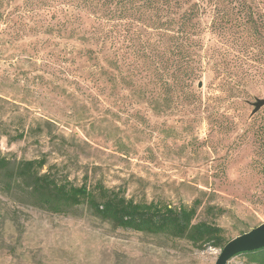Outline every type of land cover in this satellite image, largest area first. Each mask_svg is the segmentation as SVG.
<instances>
[{
  "label": "rangeland",
  "instance_id": "374dc122",
  "mask_svg": "<svg viewBox=\"0 0 264 264\" xmlns=\"http://www.w3.org/2000/svg\"><path fill=\"white\" fill-rule=\"evenodd\" d=\"M26 1L0 0L6 158L44 157L45 170L56 165L75 185L101 180L135 200L180 206L199 199L197 221L221 226L228 240L263 224L264 106L253 114L251 103L264 99V66L227 91L202 52L195 84L164 91L156 77L181 65L160 32L66 1ZM254 6L264 13V0ZM21 132V140L10 139ZM209 205L225 214L210 218ZM220 252L125 231L85 208L51 214L3 191L0 180V264H216Z\"/></svg>",
  "mask_w": 264,
  "mask_h": 264
},
{
  "label": "trees",
  "instance_id": "16d2710c",
  "mask_svg": "<svg viewBox=\"0 0 264 264\" xmlns=\"http://www.w3.org/2000/svg\"><path fill=\"white\" fill-rule=\"evenodd\" d=\"M51 6L61 1L73 8L102 12L106 21L125 22L160 32L166 51L180 60L181 71L156 77L164 91L191 87L204 73L194 65L201 56L214 66L223 90L239 89L246 77L262 75L264 66V13L257 12L254 0H27ZM204 20H209L204 22ZM248 33V34H247ZM209 35V38H206ZM205 52L204 56L201 54ZM210 61H212L210 63ZM217 65V69L215 64ZM257 74V75H256ZM35 130H41L37 126ZM21 132L11 140H21ZM47 159L12 162L0 147V180L3 191L25 195L29 204L51 214L69 217L88 213L125 231L165 235L185 240L199 250L223 249L228 240L225 230L214 222L197 221L201 200L191 205L172 206L161 200H135L122 188L107 187L103 181L88 180L75 185L58 174L57 166L45 170ZM212 219L225 214L219 206H207ZM247 264H264V249L240 253ZM235 256V257H236Z\"/></svg>",
  "mask_w": 264,
  "mask_h": 264
},
{
  "label": "water",
  "instance_id": "95a60500",
  "mask_svg": "<svg viewBox=\"0 0 264 264\" xmlns=\"http://www.w3.org/2000/svg\"><path fill=\"white\" fill-rule=\"evenodd\" d=\"M251 105L255 108L253 114H256L263 108L264 99L258 98ZM260 249H264V222L248 231V233L236 236L228 241L219 253L216 264H229L240 253H249V251Z\"/></svg>",
  "mask_w": 264,
  "mask_h": 264
}]
</instances>
